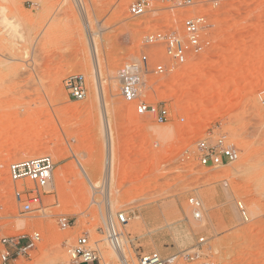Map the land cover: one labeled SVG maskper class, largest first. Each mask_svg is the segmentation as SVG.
I'll list each match as a JSON object with an SVG mask.
<instances>
[{
    "label": "rangeland",
    "instance_id": "obj_1",
    "mask_svg": "<svg viewBox=\"0 0 264 264\" xmlns=\"http://www.w3.org/2000/svg\"><path fill=\"white\" fill-rule=\"evenodd\" d=\"M200 1L195 9L131 16L127 0H80L85 19L98 23L93 58L76 1L0 0V237L41 235L30 255L13 264H55L83 233L102 264L114 250L102 233L104 223L116 222L119 212L129 217L122 227L129 264H136L138 251L167 257L193 248L201 237L202 256L168 264H264V0ZM194 11L209 13L208 52L175 64L161 44L145 43L161 15L173 13L171 25L180 31L181 16ZM142 52L151 67L156 61L169 67L146 73L140 88L147 102L167 105L166 122L137 114L119 93L118 67ZM70 73L84 75L88 93L82 100L64 89ZM94 73L103 89L99 96L91 89ZM220 133L238 147L239 159L199 164L197 141ZM106 134L114 163L109 182ZM43 154L55 163V196L44 194L40 211L19 215L6 166ZM76 159L90 165L99 184L94 194ZM189 196L202 202L199 220L191 215ZM60 216L71 225L60 228Z\"/></svg>",
    "mask_w": 264,
    "mask_h": 264
},
{
    "label": "built area",
    "instance_id": "obj_2",
    "mask_svg": "<svg viewBox=\"0 0 264 264\" xmlns=\"http://www.w3.org/2000/svg\"><path fill=\"white\" fill-rule=\"evenodd\" d=\"M80 2V0H74ZM212 3V1H209ZM200 0H127V12L131 16H143L152 11L172 10L174 8H197ZM173 13L160 16V26L145 34V43L161 44L164 53L175 63L184 64L191 55L206 53L211 48V41L206 36L210 24L209 13L194 11L181 16V30L171 25ZM169 67L156 61L150 66V58L142 52L136 59L123 62L116 71L119 93L123 100L134 103L135 112L147 115L155 122H166L171 112L165 103L147 102L141 97L143 76L148 72L164 73ZM63 86L68 96L76 101L82 100L88 93L84 75L70 73L63 80ZM264 105V98L262 99ZM240 151L226 133H220L212 138H202L196 143L195 158L203 166L216 167L235 162L239 159ZM55 163L49 154L28 157L12 161L7 164L6 171L13 184L12 196L19 215L40 211L43 207L44 194L54 195ZM55 196V195H54ZM55 202V200H54ZM187 203L194 219L202 218V202L196 196H189ZM55 204V203H54ZM241 217L247 220L245 208L237 202ZM129 217L125 212L116 214V222L109 218L104 223L102 233L106 236L110 247L118 249L123 232L120 228L126 226ZM59 227L65 229L71 225L70 219L65 216L58 218ZM41 240L39 231L29 234L2 235L0 237V264H13L20 255H30ZM204 241L199 239L198 244ZM182 249L170 256L163 257L157 251L135 253L136 264H168L181 259L192 262L202 256L200 247ZM65 259L55 264H100V255L97 247L90 241L86 233L78 235L75 242L65 249ZM128 263V260L125 259Z\"/></svg>",
    "mask_w": 264,
    "mask_h": 264
},
{
    "label": "bare ground",
    "instance_id": "obj_3",
    "mask_svg": "<svg viewBox=\"0 0 264 264\" xmlns=\"http://www.w3.org/2000/svg\"><path fill=\"white\" fill-rule=\"evenodd\" d=\"M76 5H77V8H78V11L80 12L79 15L81 16V18L83 20L82 22H83V26H84L85 31H86V35H87L88 41H89L88 44L90 45L91 55L94 58L95 54H96V51H95V46L92 44V35L96 31L98 23L97 24H95L94 22L93 23H91V22L89 23L87 21V19H85V14H84L85 8H84V6H82L81 2H77V1H76ZM69 8L71 9L70 6H69ZM4 19L5 18H3L2 21H5V20L8 21L7 19H5V20ZM8 23L10 24L11 22H8ZM94 67L96 68L95 65H94ZM96 73H94L95 74L94 75L95 78H94V81H93L94 82V86H92V84H91V89L92 88L94 89V87H95L96 88V90H95L96 94H98V96H99L100 94H103V89H102L101 83L98 81ZM41 98H43V97L40 95L37 99L40 101ZM104 127H105V129H109L110 125L106 122V124H104ZM105 137H106V139H105L106 140V142H105L106 143L105 144L106 145V155H105L104 172H105V177H106L107 181L109 182V179L112 177L111 175H112V170H113V164L114 163H113V153H112V149H111L112 146H111L110 141H109V139H110L109 134H106ZM56 139H55V137L52 138V139H49V144L53 145L55 143ZM76 160H77L76 162L78 164L77 165L78 173L80 172L84 176V179L86 180L87 185L90 187V189L92 190V192L94 194L97 191V188L99 187V184H97V183L92 181L93 172L90 171L91 170V168L89 167L90 165L84 163V161L82 162L79 159H76ZM109 191H110V189H109V184H108V186L105 187V193H104L106 198L108 196V202H109ZM120 229L123 232V228H120ZM127 248H128V244H127L126 236H125V234L123 232L122 237H121L120 246H119L118 249H114V250L108 252L107 255H105L102 252V254H104L103 260L101 261L102 264H129V261H128V263L125 262V259L128 260L127 259V254H126L127 253L126 252ZM62 259H65V258H62Z\"/></svg>",
    "mask_w": 264,
    "mask_h": 264
}]
</instances>
